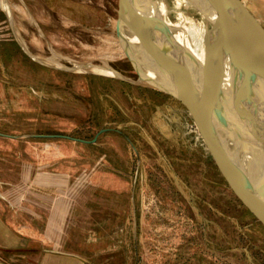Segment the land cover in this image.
<instances>
[{"label":"rangeland","instance_id":"obj_1","mask_svg":"<svg viewBox=\"0 0 264 264\" xmlns=\"http://www.w3.org/2000/svg\"><path fill=\"white\" fill-rule=\"evenodd\" d=\"M5 1L0 134L22 138L0 137V194L14 225L86 264H264V229L190 116L127 61L117 0ZM74 65L108 66L127 82ZM103 129L94 144L27 138L90 142Z\"/></svg>","mask_w":264,"mask_h":264},{"label":"water","instance_id":"obj_2","mask_svg":"<svg viewBox=\"0 0 264 264\" xmlns=\"http://www.w3.org/2000/svg\"><path fill=\"white\" fill-rule=\"evenodd\" d=\"M140 1L117 0L115 31L127 61L139 82L183 107L228 190L264 229V28L240 0H191L215 33L211 63L218 69L230 65L239 79L232 103L234 122L219 84L206 70L199 83L194 81L187 62L171 52L174 45L165 38V30L160 27L164 23L152 13V0H148V6ZM111 77L127 82L117 74ZM108 131L100 130L90 142L65 136L27 138L94 144Z\"/></svg>","mask_w":264,"mask_h":264},{"label":"bare ground","instance_id":"obj_3","mask_svg":"<svg viewBox=\"0 0 264 264\" xmlns=\"http://www.w3.org/2000/svg\"><path fill=\"white\" fill-rule=\"evenodd\" d=\"M140 2H144V6H148L150 3L148 0ZM0 3L3 10L10 16L7 2L0 0ZM150 4L156 20L164 23V25L160 24V27L165 30V38L174 45L171 52L187 62L192 70V78L197 83L201 80L202 71L206 70L209 76L211 75L212 79L219 84L223 99L228 105L229 118L235 122V115L232 113V103L240 83L239 79L232 74L230 65L218 69L216 64L211 63L210 48L216 39L211 26L203 21V17L191 0H152ZM168 4L175 7L177 11V18L180 22L177 26H173L164 20L165 14L170 11ZM132 44L136 45L133 41ZM80 68L93 73L106 74L107 76L115 75L108 66L74 65V69ZM224 136L225 134L223 135L222 133V138ZM237 147L238 150L241 149L240 146ZM228 148L230 149L229 145ZM233 158H236V156Z\"/></svg>","mask_w":264,"mask_h":264},{"label":"crops","instance_id":"obj_4","mask_svg":"<svg viewBox=\"0 0 264 264\" xmlns=\"http://www.w3.org/2000/svg\"><path fill=\"white\" fill-rule=\"evenodd\" d=\"M264 28V0H240ZM0 264H86L79 255L44 248L40 241L16 227L0 194Z\"/></svg>","mask_w":264,"mask_h":264},{"label":"trees","instance_id":"obj_5","mask_svg":"<svg viewBox=\"0 0 264 264\" xmlns=\"http://www.w3.org/2000/svg\"><path fill=\"white\" fill-rule=\"evenodd\" d=\"M156 95L157 96H159V97H166L165 95H163V94H160V93H156ZM168 98V97H167ZM238 202V201H237ZM238 204H239V202H238ZM240 205V204H239ZM241 206V205H240ZM242 207V206H241ZM243 208V207H242ZM244 210H245V213L247 214V215H249L253 220H254V218L249 214V212L245 209V208H243ZM263 228V227H262Z\"/></svg>","mask_w":264,"mask_h":264}]
</instances>
